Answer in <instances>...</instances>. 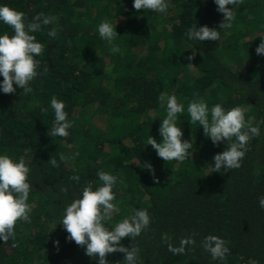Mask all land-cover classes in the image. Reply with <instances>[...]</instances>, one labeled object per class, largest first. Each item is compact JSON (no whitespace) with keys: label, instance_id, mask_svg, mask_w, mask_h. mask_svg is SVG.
<instances>
[{"label":"trees","instance_id":"1","mask_svg":"<svg viewBox=\"0 0 264 264\" xmlns=\"http://www.w3.org/2000/svg\"><path fill=\"white\" fill-rule=\"evenodd\" d=\"M166 3L159 13L135 10L132 0H0L27 22L40 13L57 18L31 33L44 45L32 91L0 93V154L23 158L29 167L31 209L27 221L14 225V236L0 241V264H97L65 239L60 222L85 186H99L100 171L118 178L116 211L105 227L130 219L136 209L150 216L139 236L120 241L138 250V264H264V209L257 203L264 195V55L255 52L264 39V0H242L232 26L217 29V41L203 42L188 40L186 32L194 24L218 28L223 17L213 0ZM102 20L115 24L111 44L97 32ZM52 28L55 37L47 35ZM5 33L13 30L0 22ZM162 93L185 107L177 126L193 149L182 162L163 161L146 145L149 135L160 140ZM53 96L72 122L65 137L50 135ZM194 99L209 108L239 106L246 122L259 128L239 168L211 172L214 154L234 138L213 145L186 112ZM209 235L225 241L223 259L202 246ZM182 240L192 243L182 246ZM181 246L183 252L169 250ZM105 259L124 264L120 252Z\"/></svg>","mask_w":264,"mask_h":264},{"label":"clouds","instance_id":"2","mask_svg":"<svg viewBox=\"0 0 264 264\" xmlns=\"http://www.w3.org/2000/svg\"><path fill=\"white\" fill-rule=\"evenodd\" d=\"M216 11L222 14V20L218 28H209L206 25L190 26L186 32L188 40L217 41L220 32L217 29H228L232 26L235 17V9L242 0H213ZM230 6V7H229ZM135 10H149L165 13L168 7L166 0H132ZM55 16L37 14L31 22H27L24 13L7 5H0V22L10 26L13 35H0V93L13 94L16 89L23 90L25 94L32 91L30 82L38 75V57L44 45L38 42L34 35L42 25L53 24ZM100 38L109 44L118 36L115 24L102 20L97 25ZM49 37H55L56 29L48 31ZM113 53L119 49L113 46ZM258 55H264V39L255 48ZM190 60L191 57L189 56ZM15 85V88H14ZM159 100L165 103L166 115L160 120L158 132L159 142L152 136H148L146 145L155 150L156 155L163 161H184L191 156L193 145L189 140H182L183 135L180 126H177L178 114L185 111L182 103L177 102L176 96L161 94ZM49 108L53 113L51 136L65 137L72 122L68 120L64 110L63 101L55 96L50 98ZM48 109L41 108V112ZM186 112L192 123L202 127L203 134L213 145L220 142L228 143L225 149L214 154L212 158L211 172L220 173L221 169L227 172L241 166L247 151V144L254 136L259 135V128L248 124L245 120L244 110L235 106L230 109L215 104L209 108L202 99H194L187 104ZM61 159H64L62 156ZM48 163L56 166V160L49 158ZM145 167L151 169V165L145 163ZM29 167L23 158L13 160L6 154H0V241L14 236V225L18 220L27 221L31 211L27 203L30 184L27 182ZM101 182L94 190L91 185L85 186L79 198L73 199L64 209L60 224L68 234L65 239L82 246L84 253L89 258H95L97 264H107L106 254L113 252L123 253L124 264H138V250L124 247L120 241L124 237L130 240L137 237L150 223V216L145 209L134 210L131 218H124L117 222L111 229L105 227L116 205L113 203L115 193L113 186L118 182L116 175L109 172H97ZM155 176L153 180L155 181ZM258 207L264 209V195L258 197ZM191 240H182L181 245L191 244ZM54 246L58 241H53ZM169 248L174 254L183 252V247ZM204 249L210 253L213 259H223L228 248L221 238L209 235L202 242Z\"/></svg>","mask_w":264,"mask_h":264}]
</instances>
